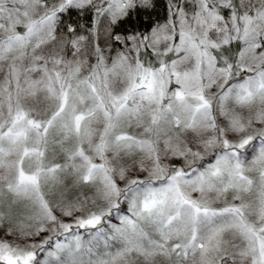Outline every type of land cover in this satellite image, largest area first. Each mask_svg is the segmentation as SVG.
Returning <instances> with one entry per match:
<instances>
[{"label": "snow or ice", "instance_id": "obj_1", "mask_svg": "<svg viewBox=\"0 0 264 264\" xmlns=\"http://www.w3.org/2000/svg\"><path fill=\"white\" fill-rule=\"evenodd\" d=\"M0 264H264V0H0Z\"/></svg>", "mask_w": 264, "mask_h": 264}]
</instances>
